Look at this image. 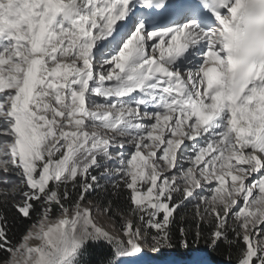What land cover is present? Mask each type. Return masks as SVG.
<instances>
[{
	"label": "snow or ice",
	"instance_id": "6c2138e0",
	"mask_svg": "<svg viewBox=\"0 0 264 264\" xmlns=\"http://www.w3.org/2000/svg\"><path fill=\"white\" fill-rule=\"evenodd\" d=\"M101 241L264 264V0H0V264Z\"/></svg>",
	"mask_w": 264,
	"mask_h": 264
},
{
	"label": "rangeland",
	"instance_id": "374dc122",
	"mask_svg": "<svg viewBox=\"0 0 264 264\" xmlns=\"http://www.w3.org/2000/svg\"><path fill=\"white\" fill-rule=\"evenodd\" d=\"M104 222L103 220L101 221ZM91 243V242H90ZM99 245L107 246L103 241L98 242ZM146 257L145 259L151 260V259H157L159 261L164 260H171V259H184V260H193V259H207V260H213L212 253L205 247H201L198 250H191L189 251L188 255L185 256L184 250H181V252H178L176 249L172 252H169L165 249H162L160 253L156 254L160 257H152V253H145Z\"/></svg>",
	"mask_w": 264,
	"mask_h": 264
},
{
	"label": "trees",
	"instance_id": "16d2710c",
	"mask_svg": "<svg viewBox=\"0 0 264 264\" xmlns=\"http://www.w3.org/2000/svg\"><path fill=\"white\" fill-rule=\"evenodd\" d=\"M201 247H203V245H201ZM176 250L178 252H181L182 249H180L179 246L177 245ZM191 250L192 249H189L186 252L184 251L185 252V256H187L189 251H191ZM93 251L96 252V255L93 257V261H98V264H106V260L108 258H110V256H109V253L111 252L110 247L100 244V247L99 248H94ZM211 253L213 255V260L221 259V257L219 256V254L217 252H211Z\"/></svg>",
	"mask_w": 264,
	"mask_h": 264
}]
</instances>
